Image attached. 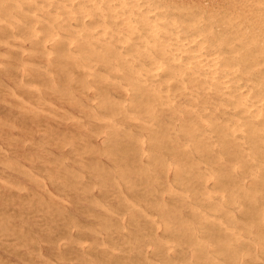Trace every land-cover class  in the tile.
Masks as SVG:
<instances>
[{"label":"bare ground","instance_id":"obj_1","mask_svg":"<svg viewBox=\"0 0 264 264\" xmlns=\"http://www.w3.org/2000/svg\"><path fill=\"white\" fill-rule=\"evenodd\" d=\"M0 46L5 48L4 52L0 50V54H3L1 56L5 54L23 64L27 63V66L30 64L36 68L29 70L33 76H40L41 71V81L53 82L55 74L61 82L67 83L69 86L63 85L67 87L66 89L54 91L64 94L65 97L70 94V97L65 99L74 100L72 103L81 110L83 118L92 120L91 124L95 127L92 133L94 136H101L100 138H105V141L109 142L113 140L110 136L114 137L121 132L122 140H130V143L137 149L133 151L135 155L141 158L146 155L152 161H156L155 155L158 151L162 153L164 149L167 151L168 160L162 166L164 169H171L176 184L186 189L185 191L178 190L173 184L167 182V193L171 195L170 198L175 199L173 201L175 206L171 202L174 210L167 214L162 213L164 217L161 222L154 216L142 212L145 222L154 229V233L150 232L153 234L152 239L147 241L146 246L151 247L152 253L160 259L155 263L264 264L262 261L264 259V230L261 228L264 225V0H0ZM8 61L3 62L1 66L9 64ZM51 67L53 72L50 71ZM22 78L20 81L25 80L24 76ZM20 86L24 87L26 83L21 82ZM32 87L34 88L33 85ZM16 95L12 93L13 97H17ZM37 97L40 98L41 95ZM33 98H36V95ZM29 100L32 101V99ZM72 100L69 102L71 103ZM14 107L16 108L15 105ZM36 115L38 116V113L35 117ZM47 116L53 117L51 114ZM59 117L58 119H61V116ZM102 117L110 119H107L109 121L107 125L94 124L93 120L105 121ZM62 119L70 121V118L66 120L62 117ZM74 120L76 121L77 118ZM128 123H132V126L128 127ZM8 124H6L8 128L13 127ZM91 124L89 123L90 126ZM1 131L3 132L0 127ZM50 131L46 133L49 134ZM43 134L42 136L45 137ZM62 137L65 138L64 134ZM81 137L82 140L77 139L78 136L76 140L83 141L85 137ZM117 138L119 139L118 136ZM8 142L5 141V143ZM114 142L109 143L116 145L117 142L116 144ZM60 143L59 147H63L65 142L62 146ZM109 143L107 144L110 145ZM102 145L105 146V144ZM147 145L148 149H146ZM112 146H109V150ZM74 148L78 147L72 149ZM105 149L106 147L104 151ZM13 150L9 151L14 153L16 149ZM97 151L102 152L99 149ZM113 154L109 155L112 159H114ZM99 155L102 154L99 153ZM162 158L159 157L161 160ZM159 159L157 160L161 164ZM146 162L148 163V160ZM99 163L98 165L102 168V163ZM155 163L154 166H157L158 163ZM97 167L91 168L97 170ZM125 167L128 169L127 165ZM124 168L120 170L123 171ZM120 170L118 173L122 177L119 179L122 181L126 174L122 175ZM79 172L82 173L81 170ZM44 173L46 174V171ZM120 175L118 174L119 177ZM234 176H241L245 179L230 180ZM73 179L76 180L75 175ZM98 179L101 178L95 179L97 184ZM56 180L59 181V179ZM82 180L73 183V186H79ZM101 180L103 182V179ZM113 180L115 182L114 178ZM67 182L70 183V181ZM122 182H125V185L127 183L126 180ZM102 184L100 182L99 185ZM129 186L131 187L130 184ZM85 188L87 187L83 189ZM187 188H191V191H187ZM227 188L232 190L231 195ZM87 193H89L88 190ZM99 195L101 197V194ZM38 196L35 194L34 197ZM106 197H102L101 200L105 199L106 202ZM122 197L121 199L124 200L125 197ZM39 198L40 200H36L38 203L41 201V197ZM12 200L15 201L14 198ZM19 204H24V202L21 201ZM43 205L38 204V206ZM111 205L114 206V204ZM110 206L108 208H114ZM132 206L135 207L134 204ZM46 208L50 211V207ZM136 208L140 209L138 206ZM181 208L188 210L187 219L178 214L177 211ZM123 209L122 212L125 211ZM140 211L143 210L140 209ZM23 212L26 211L23 210ZM57 212H59L58 209ZM50 216L51 219L54 218ZM102 216L104 219V215L98 216L99 219ZM13 217L16 216L13 215ZM57 217L55 216V220ZM1 218L3 217L0 215V220ZM42 219L38 222L43 221ZM103 222L105 223L100 221L106 225L107 222ZM9 225L11 224L8 223ZM25 227L28 226L25 224ZM20 230L21 228L18 231ZM6 231H1V234L10 233ZM14 233L16 236L17 232ZM110 235L112 234L108 235L109 238ZM104 236L107 237V235ZM31 242L33 243L34 240L32 239ZM43 243L46 245V240ZM6 245L4 248L7 247ZM63 250L66 252L64 248ZM69 254L70 252L67 255ZM70 256L66 257L64 253V257L69 260ZM75 257L74 255L72 260Z\"/></svg>","mask_w":264,"mask_h":264},{"label":"rangeland","instance_id":"obj_2","mask_svg":"<svg viewBox=\"0 0 264 264\" xmlns=\"http://www.w3.org/2000/svg\"><path fill=\"white\" fill-rule=\"evenodd\" d=\"M0 50L4 52L5 48L0 46ZM1 55H3V54H0V73H1L0 74V79H1L0 87L3 90H0V118H1L0 119L1 120L0 127H1V130H3V132L2 131L0 132V135H1V138H0V147H1V149H0V164H1L0 165V192H1L0 193V195H1L0 196V215L3 218H1V220H0V264H28V262H29V264H50L51 262H53L55 264H91V263L92 264H157L155 262L157 260H160V259H158L157 255H154L152 253L151 247L147 248L148 246H146L147 241L148 240L150 241L152 239L153 234H150V232H153L154 229L148 223L145 222V220L143 219L142 212L143 213L145 212V213L150 214L151 216H154L155 219H157L159 222H161L163 220V217H164L162 215V213L167 214L169 212H173L174 206H175L174 205L175 203L173 202V201H175V199L170 198L171 195L169 193H167L168 192V187H166L167 182L169 184H173L174 187L178 190L185 191V189H186V187H183L181 185L176 184V182L174 181V174L172 173L173 171H171V169L168 170L167 168H165V169L163 168V166H162L163 163H165V161L168 160V155H166L167 151L164 149L163 153L161 151H158L159 153L157 151H156L157 153L154 152V153H156V155H155L156 161L155 160L152 161V160L148 159L146 157V155L142 158L140 156L135 155L133 151H136L137 149L134 148L133 144L130 143V140H127V139L122 140L123 134H121V132H118L117 135L114 137L110 136V138H113V140L115 139L116 141L114 140L115 141L114 142L112 140L109 142L110 143L114 142L115 144L117 142L116 145L110 144L109 142L105 141V138H100L101 136H94V134H92V133H93L95 127L91 124L92 120L89 118H86V117L83 118L84 115L81 114L82 113L81 110L79 108H77L72 103L74 100L65 99V98L70 97V94L69 95L67 94L65 97L64 94H60V93L54 91L57 89H61V90L66 89L67 87H64L63 85L67 84V83L61 82L55 74L53 75L54 79H55L53 82L45 83V82L41 81V73H42L41 71L39 74L40 76H37V77L33 76L31 74V71H29V70L36 69V68L30 66V64H28V66H27V63H25L26 64L25 65V64L21 63L19 60H15L13 58H10L5 54H4V56H1ZM7 60H9L8 61L9 64H7L9 66L6 65V66L2 67L1 64L7 63ZM3 69H5L4 72H3ZM50 71L53 72L52 67L50 68ZM5 75H7V76H5ZM23 76L25 77V80L20 81L23 79L22 78ZM12 79H14V81ZM15 80L17 82H15ZM18 81H20V82H18ZM21 82L26 83V86H24V87L20 86ZM27 83H28V85H27ZM32 85L34 86V88L32 87ZM41 85H43V86H41ZM51 85H52V87H51ZM47 86L49 87V89H47L48 88ZM16 88L18 90H16ZM10 90H12L13 92H11ZM37 90L39 92H37ZM72 91H76V90L72 89ZM20 92L21 93L23 92L22 95L23 94H25V95L22 97ZM44 92L45 93L47 92V93L45 94ZM12 93L14 95L17 94L16 95L17 97H15V96L13 97ZM35 95H36V98H33ZM37 95L38 96L41 95L43 101H45L46 103L44 102V104H43L41 97L39 98V97H37ZM27 97H29V98H27ZM17 98H20V99H17ZM58 98H60V99L58 100ZM29 99H32V101ZM2 100H3V102H1ZM70 100H72L71 101L72 104L69 102ZM15 101H18V102L20 101V102L18 103ZM23 102L24 103L26 102L29 106L26 103L24 104ZM48 102L50 103V105ZM67 102H69V103H67ZM7 103H9L11 105H9ZM39 103H41V104H39ZM13 104L16 106V108L14 107ZM51 104H52V106H51ZM18 105L19 106L21 105L22 108H21V106L19 107ZM53 105L55 106V108ZM32 107H35L36 109H39V110H36L35 108H32ZM24 109H25V111H24ZM45 109H46V114H45ZM35 110H36V112H35ZM33 111H34V113H33ZM36 113H38V116L36 115V117H35ZM50 114L53 115V117H55V118H53L52 116H47ZM54 115H56L57 118ZM58 115L61 116V119H58V118H60ZM24 116L25 117L28 116V118H25ZM68 116H70V117H68ZM38 117L41 120L38 119ZM62 117L65 118L66 120H67V118L68 119L70 118L69 119L70 121H68V120H67L68 122L64 121L62 119ZM76 118H77V120L75 121L74 119H76ZM103 119H105V121H103V122L99 121V120H98L99 122L94 121V120H93V122H94V124L96 123L99 126L107 125L109 123V121H107V119H109V118L102 117V120ZM3 122L9 123L10 127H11V125L13 127L8 128V126L6 125L7 123L4 124ZM88 122L92 126H90ZM46 123H48V124H46ZM127 125H128V127H131L132 123H128ZM3 126H5V127H3ZM41 127H42V129H41ZM47 128H50V129L48 130ZM51 128H52V130H51ZM88 128H91V129L88 130ZM45 129H47L48 132L51 130L50 131L51 133L47 134L46 133L47 131ZM61 132L64 134L65 138L62 137L63 134ZM41 133L42 134L45 133V134H43V135H45V137L42 136ZM76 133H78V134H76ZM65 135L66 136L68 135L67 139H66ZM81 135H82V137H81ZM57 136L60 138H58ZM75 136L76 137L78 136L77 139H79V140H82V139H80V137L81 138L85 137V138H83V141H79V140H76ZM117 136L119 137V139L117 138ZM86 137H87V139H86ZM10 138H11V140H10ZM12 138H14V139H12ZM50 138L51 139L53 138L52 141ZM107 138H109V137L107 136ZM6 139H8V140H6ZM54 139L56 140L55 143H54V141H55ZM85 139L87 140L86 142L84 141ZM57 140H59L61 143ZM5 141H9V142L5 143ZM106 142L109 143L110 145H108ZM118 142H120V143H118ZM59 143L61 144V146L64 143L63 147H59ZM80 143L82 145H80ZM88 143H90V144H88ZM46 144H48V145H46ZM56 144H58V145H56ZM86 144H88V145H86ZM102 144H105V146ZM90 145L92 147H90ZM111 145H113L112 148H114V146H115V148L114 149L110 148V150H109V146H111ZM56 146H58L59 148ZM107 146H108V148H107ZM73 147H78V148L80 147V148L79 149L78 148L72 149ZM104 147H106L105 151H104ZM10 149L11 150L16 149V150L15 151L13 150L14 151V153H13L12 151H9ZM84 149H86V150H84ZM95 149H97V150L99 149L103 153L99 152ZM123 149H124V151H123ZM125 149H127V150H125ZM146 149H148V145H147ZM67 150H69V151H67ZM87 150H89V151L87 152ZM108 150H109V153H108ZM4 151H6V152H4ZM81 151H83V152H81ZM84 151H86V153H84ZM93 151L94 152L96 151L98 153H96V152L94 153ZM122 152L124 153V155H121V154H123ZM70 153H72V154H70ZM80 153H82V155ZM99 153L102 155L100 156ZM110 153H112V154L114 153L113 158L114 159L116 158L115 160L109 156ZM75 154H78V155H75ZM157 154L159 156H157ZM92 155H94V156L92 157ZM120 155H121V157H120ZM34 156L36 158H32ZM39 156H40V158H38ZM107 157H108V159H106ZM159 157L160 158L163 157L162 160L159 159ZM30 158H32V159L30 160ZM46 158H48V159H46ZM77 158L82 159V160H79ZM109 158H111V159L109 160ZM144 158L146 159V161L148 160V163L145 161ZM26 159H29V160L26 161ZM157 159H159V161H161L162 163L160 164V162H158ZM32 160H33V162L31 163ZM44 160H45V162H44ZM93 160H95V161H93ZM97 160H99V162L102 163L101 164L102 168H101V166L98 165L100 163ZM107 160H109V161H107ZM61 161L62 162L64 161V162L61 163ZM96 161H97V163H96ZM8 162H9V164L10 163L11 164L9 165ZM92 162H95V163H92ZM126 162H127V164H126ZM155 162L158 163L157 166H154ZM58 163H59V165H58ZM85 163H87V164H85ZM149 163H152V164H149ZM157 163H155V164H157ZM2 164H4V165H2ZM81 164L82 165L84 164V166H82ZM96 164L98 167L96 166ZM126 165H127L128 169L125 167ZM31 166H33V167H31ZM17 167L19 168V170ZM28 167L34 173H32ZM61 167H63V168H61ZM91 167H94V168L97 167L98 171L96 169L93 170V168H91ZM34 168H36V169H34ZM79 168H82V169H79ZM119 168L120 169L124 168V169L122 171ZM37 169H39V170L37 171ZM118 169L120 171H122L121 172L122 175L125 176V174H126L125 178L123 176L124 179L123 178L122 179L126 180L127 183H128V181L130 183H128V184L126 183V185H125V182H122L123 180L121 181V179H119L122 176L120 175V173H118L119 172ZM131 169H132V171H131ZM20 170H21V172H20ZM57 170H59V171L57 172ZM80 170L82 171V173L79 172ZM83 170H86V171L83 172ZM105 170L109 171L110 173L108 174V172ZM138 170H139V172H137ZM45 171H46V174L44 173ZM61 171H63V172L65 171V172L63 173ZM70 171H72V172L70 173ZM101 171H103V172H101ZM38 172H39V174H38ZM76 172L79 174H77ZM117 173L120 175V177L118 176ZM73 174L76 176V180L78 179L77 181L75 179H73L74 178ZM7 175H9V176H7ZM63 175H64V177H63ZM72 175H73V177H72ZM166 175H167V177H166ZM46 176H49L50 178L46 177ZM69 176H71L70 180H69ZM53 177L55 179H53ZM62 177H63V179H62ZM35 178H36V180H35ZM41 178H42V180H44V182L42 180H40ZM97 178L103 179V182L101 179H98V184H97V182H96L97 180L95 181V179H97ZM113 178L115 179V182H114ZM49 179L51 180V182H48V181H50ZM56 179H59V181ZM71 179H72V181H71ZM244 179L245 178L241 177V176H239V177L234 176L230 180L239 181V180H244ZM73 180H75V181H73ZM81 180H82V182H80L79 186L78 185L73 186L76 182H79ZM160 180H161V182L159 183ZM1 181L3 183H1ZM67 181H70V183ZM88 181H90V182H88ZM99 181L101 182V184L102 183L103 184L99 185L100 184ZM52 182H53V184H52ZM156 182H158L159 184H157ZM150 183H152V184H150ZM77 184H79V183H77ZM129 184L131 185V187L129 186ZM5 185H8V186H5ZM84 185L87 188L83 189L85 187ZM89 185H91V186H89ZM94 185H95V187H94ZM116 185L119 188H117ZM146 185H147V187H146ZM77 186L78 187L81 186L82 188L80 187L81 188L80 189ZM162 186L164 187V189ZM11 187H13V188H11ZM76 188H78V189H76ZM56 189H58V190H56ZM119 189L122 192L121 194H120ZM161 189H162V191H161ZM187 189H188L187 191H191V188H187ZM80 190H82V191H80ZM87 190L89 193H87ZM98 190L100 192L101 191L102 192L104 191V192L99 193ZM227 190L229 191L228 193H230L229 195H231L232 190L230 191L229 188H227ZM62 191H64V192H62ZM96 191H98V192H96ZM105 191H107V192H105ZM33 192L37 196L38 195L39 196L35 198L34 197L35 194ZM99 194H101V197ZM122 194L123 195L125 194L124 195L125 198L122 197L123 196ZM31 195H32V198H31ZM106 195H107V197H106ZM8 196H10V197H8ZM6 197H8L9 200H6V199H8ZM33 197L35 198V201L33 200ZM39 197H41V201H42V202L39 201L40 203L36 202V200L37 201H38V199L40 200ZM93 197L95 199H93ZM102 197H106V202H105L104 198H103L104 200H101ZM121 197L124 198V200L121 199ZM127 197L129 200L127 199ZM3 198H4V200H3ZM11 198L12 199L14 198L15 201H13ZM19 198L21 199L20 201H19ZM22 198H24V199H22ZM167 198L170 199L169 200L170 202L168 201ZM125 199H126V204H125ZM108 200H111V201H108ZM21 201H22V203L24 202V204H19ZM43 201L45 203H43ZM63 201H65V202H63ZM6 202H9V203L7 204ZM93 202H94V205H92ZM99 202L102 205L99 204ZM127 202H128V204H127ZM171 202L173 203L174 206H172ZM27 203H28V205H27ZM29 203H31L30 204L31 206H29ZM38 204H40V205L44 204L43 205L44 208H43V206H38ZM111 204H114V206ZM118 204H119V206H117ZM131 204L132 205L134 204L135 207L132 206ZM21 205H23V206H21ZM99 205H101V206H99ZM129 205H130V207H129ZM97 206L100 208H98ZM102 206H104V207L102 208ZM109 206L111 208L114 207L113 208L114 210L108 208ZM136 206H138L143 211H140V209L136 208ZM46 207H50V209H49L50 211L46 210V209H48ZM54 207H55V209H54ZM63 208H64V210H63ZM105 208H106V210H105ZM116 208H118V209H116ZM122 208H124L125 211L122 212ZM148 208L150 209L149 211H148ZM5 209H7V210H5ZM31 209L35 210V212H32ZM36 209H37V211H36ZM57 209L59 210V212H57ZM108 209H109V212H108ZM152 209H154V210L152 211ZM23 210L26 212H23ZM60 210H61V212H60ZM166 210H167V212H166ZM3 211H5V212H3ZM120 211H121V213H120ZM11 212H13V213H11ZM95 212L97 213V215ZM111 212L114 215L111 214ZM177 212H178V214H181L185 219L188 218V210L187 209L181 208V209H178ZM4 213H5V215H4ZM88 213L89 214L91 213V214L89 215ZM157 213L160 215L158 216ZM17 214H19V215H17ZM65 214H66V216H65ZM13 215L16 217H13ZM44 215H45V217L47 216L46 219H45ZM50 215H52L54 218L51 219ZM62 215H64V217H62ZM93 215H95L96 218H94L95 216L92 217ZM101 215L105 216L104 219H103V216L101 219H99L101 217ZM23 216H25V217H23ZM48 216H49V218H48ZM55 216L56 217L58 216L56 220H55ZM98 216H100V217H98ZM128 216L132 221L129 220ZM11 217H13V218H11ZM43 217H44V220L42 219ZM60 217H62L61 220H63V221L60 220ZM131 217H133V219ZM8 218H10L11 221H10V219L8 220ZM86 218H87V220L85 221ZM89 218H91V219H89ZM108 218H110V220ZM20 219H22V220H20ZM41 219L43 221L38 222ZM69 220H70V222H69ZM108 220H109V222H108ZM126 220L127 221L129 220L128 221L129 223L126 222ZM64 221H65V223H64ZM66 221H68V222H66ZM73 221L74 222L76 221V223H74ZM100 221L102 223H105L103 221H106L107 223L105 225V224L100 223ZM131 222H132V224H130ZM8 223L11 225L8 226ZM78 223L81 225H79ZM127 223H128V226H127ZM134 223L135 224L137 223V225H135ZM25 224L28 227H25ZM40 224H43V225H40ZM74 224L75 225L77 224L78 227H76L77 225L75 226ZM67 225H69V227ZM11 227H13V228H11ZM97 227H99V228H97ZM138 227H140V228L137 229ZM20 228H21V230L18 231ZM22 228H24V229L22 230ZM128 228H130V229H128ZM261 228L264 230V225H262ZM41 229L43 230V232ZM86 229H88V230H86ZM89 229H91V230H89ZM130 230H131V233H129ZM1 231L2 232L6 231V232H10V233L17 232L18 236L17 235L15 236L16 233H14V234L12 233V236H10V233H6V234L3 233L4 235H2ZM52 231H54V232H52ZM91 231L92 232L94 231V232L92 233ZM142 231H143V233H142ZM161 231H162V228L159 231L160 234H161ZM18 232H19V234H18ZM125 232H127V233L125 234ZM136 232L141 233V234H138ZM34 233L36 234V236ZM96 233H98L99 235L98 234L96 235ZM118 233H119L120 237H119ZM37 234L39 237L37 236ZM48 234H49V236H48ZM67 234H68V236H67ZM109 234H112V235H110V238L108 237ZM113 234H114V236H113ZM104 235H107L106 238H108V239H106ZM32 239L34 240L33 243L31 242ZM43 239L46 240V245L43 243V241H45ZM20 240H22V241H20ZM28 241H30L29 244H27ZM93 241H94V243H93ZM136 242H138V244ZM8 243H10L9 246H8ZM5 244H7L6 248H4ZM12 245H14V246H12ZM81 245H83V246H81ZM101 245L102 246L104 245V246L102 247ZM105 245H107V246H105ZM64 246H67V247H64ZM17 248H19V250ZM63 248L65 249L66 252H64ZM90 248H91V250H90ZM15 252H16V254H15ZM69 252H70L69 255H71L70 256L71 258L70 257L69 258L71 261L68 258H66L69 256V255H67ZM64 253H65L66 257H64ZM62 254H63V256H61ZM74 255L76 257L72 260V257H74ZM85 255H87L88 257ZM42 256L44 259L41 258ZM87 258H88V262H91V263L87 262ZM90 258H92V259H90ZM124 258H125V260H124ZM45 259L47 261H45ZM57 259H59V260H57ZM102 260H104V261H102ZM262 261H264V259ZM53 263H51V264H53Z\"/></svg>","mask_w":264,"mask_h":264}]
</instances>
